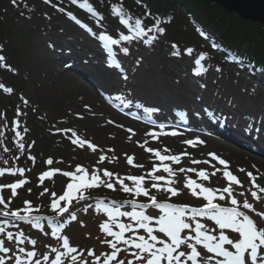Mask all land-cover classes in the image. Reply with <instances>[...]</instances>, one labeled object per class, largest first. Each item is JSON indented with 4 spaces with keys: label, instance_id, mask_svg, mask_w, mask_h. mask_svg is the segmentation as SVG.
Returning a JSON list of instances; mask_svg holds the SVG:
<instances>
[{
    "label": "snow or ice",
    "instance_id": "6c2138e0",
    "mask_svg": "<svg viewBox=\"0 0 264 264\" xmlns=\"http://www.w3.org/2000/svg\"><path fill=\"white\" fill-rule=\"evenodd\" d=\"M13 5L18 6V0H11ZM46 4H52V0H44ZM73 5H79L80 8L86 9L87 12L94 16H99V13L94 8L89 0H70ZM58 11L64 12L65 9L58 5H53ZM147 6L145 5V8ZM113 11L118 15L121 25L127 26V31L130 34L120 33L118 38H113L111 34L100 32L99 40L103 41V46L108 50L110 56H113L112 47L121 45L122 42L131 43L134 40H139L147 37L143 42L152 44L157 41L160 36L166 34L165 21L159 16H152L150 11H146L144 16H152L153 23L148 26L145 24L142 17L128 15L124 8L117 5ZM76 23H80L72 12L66 13ZM170 23L169 21H167ZM91 31V29H89ZM151 34V35H149ZM204 35V33H201ZM51 46V45H50ZM172 55L179 56L180 51L176 44H172ZM3 46L0 45V52ZM127 55L129 48L127 46L120 49ZM186 53L191 55L194 51L192 48H187ZM207 58L206 52H201L198 58L195 59L194 74L199 75L207 71L202 61ZM116 67H120L119 62H115ZM113 65V61L109 60V66ZM0 68H5L10 71H15L11 65L6 63V57L0 54ZM217 71H220L217 68ZM123 78L127 79L126 73ZM0 89L4 93L11 94L14 89L0 83ZM26 105L28 101L21 98ZM88 108V105H85ZM137 107H143L137 104ZM159 111L155 108L145 109L149 114V122L155 124L151 119V113ZM19 106L17 107V117L22 115ZM198 116L199 113H196ZM83 118L82 116L80 117ZM0 119H4V114L0 113ZM114 123V121H109ZM123 127V125H118ZM20 121L15 119L12 121V131L15 132V143L20 152L25 150L23 143L24 136L19 131ZM165 123L158 125L159 131L151 130L145 133L152 140H158L161 136L176 137L182 135L178 131H165ZM7 128V122L0 125V137H3L4 130ZM132 135H135L133 129H126ZM25 127L23 132H27ZM58 132L65 134L71 133L68 138L73 145L80 148L87 146L91 151L97 150V145L90 140L81 138L73 129H57ZM129 139L132 136L128 137ZM35 143L34 141L32 142ZM139 143V142H138ZM148 143L145 140L140 147H144L145 151L152 153L158 164H153V167L142 175H124L114 173L108 169H99L94 167L91 172L82 165H77L74 171H63L61 169H51L42 172L38 179L41 184L46 178H52L56 173H61L63 176L70 178L65 190L62 194L57 195L51 192L48 188H44L40 193L43 196L48 193L52 198L50 201V209L55 216H40L34 213L39 211V208H34L31 201H24V206L18 209H11L12 199L18 195L17 189L22 188L29 181L22 178L10 184L0 185V264H264V224H258L257 221L249 215V212L255 213L264 221V212L257 211L254 204L249 202L246 192L250 193L254 201L259 202L264 198V185L258 183L261 179V174L257 171L254 174L251 171H246L241 168L239 172H245L249 178L250 185L245 191L235 193V188H245L241 179L238 178L229 168V162L221 158L217 153L210 152L208 155L213 161H216L222 168L211 164L209 160H195L193 164H209L213 171L207 169L196 168H178L174 169L172 164H179L183 156H190L187 150L179 154H168L170 149H153L145 147ZM190 147L203 145L206 141L196 137L182 141ZM32 145H28L30 148ZM4 151H9L4 148ZM108 151H114L109 149ZM126 155L127 163L133 167L142 168L143 165L134 164L135 157ZM29 159L35 163V157L29 156ZM15 160L19 156L14 157ZM107 159L106 155L99 157L98 163H103ZM113 161L116 157L112 158ZM111 162V161H110ZM170 162V163H169ZM8 163L7 160L4 161ZM46 163L53 164V160L49 158ZM255 168V165H253ZM26 171L23 167L11 166L0 167V177L6 173L10 175L19 174L24 177ZM163 172L167 175H157ZM196 173L197 179L186 176L184 188L188 189L191 196L202 198L205 203L201 206H190L186 204H176L168 202L172 197L179 196L181 189L176 187L179 181L176 179L178 173ZM217 172H222L223 178L227 181L223 188H213L206 186L202 181H209L210 177H214ZM126 181L128 183H126ZM201 181V182H198ZM119 190L132 197L130 200L105 202V198H97L95 202V211L106 216V220L99 224V229L104 235V239L100 240L102 245H106V251L97 253L93 248L82 249L79 246L73 245L68 235L63 234L65 225L71 221H77L78 217L73 211L74 204H80L82 201L91 199L86 193L92 189L100 187L107 188L112 191ZM147 185V186H146ZM10 189L11 196L5 199L3 190ZM155 190L158 193H165L168 200L160 201L153 193ZM31 192V189H28ZM235 193V194H234ZM244 196L241 202L237 197ZM144 197L147 202H139V198ZM227 200V205L218 203L217 201ZM63 202V203H62ZM125 205H130L131 210H122ZM93 207L88 204L84 207L87 212ZM148 209L159 211L158 216H154L148 212ZM67 214V218H65ZM56 218H60L57 220ZM121 218H128L125 222ZM46 220L50 226V233L45 232V235L54 237L58 242V247H51L49 251L40 253L37 249V239L30 238L24 231L17 230L13 232L9 230L12 227L18 229L19 222H27L31 227L44 231L41 221ZM213 222L210 226L207 222ZM83 226V221L80 222ZM228 230L233 235L230 237L226 234ZM10 245V246H8ZM30 245L31 247H28ZM123 254V255H122ZM131 257V258H129Z\"/></svg>",
    "mask_w": 264,
    "mask_h": 264
},
{
    "label": "rangeland",
    "instance_id": "374dc122",
    "mask_svg": "<svg viewBox=\"0 0 264 264\" xmlns=\"http://www.w3.org/2000/svg\"><path fill=\"white\" fill-rule=\"evenodd\" d=\"M60 25V23L57 24V26L61 27ZM20 30H23V32H19ZM25 30L26 28L24 29L23 27H21V24L17 22L11 33L13 34L16 42L23 41L24 45L20 49V52L14 62H6L7 64L11 65L12 69L15 70L10 71L8 75L10 76L9 82L12 83L13 88L15 89L12 94L13 98L12 100H9V102L13 103V117L14 120L18 119L20 121L19 131H21V133L23 134V142H25L27 146L26 150L23 151L24 158L27 160H31L28 158L29 156L37 155L40 158V166L35 170L33 178L31 176L25 177L29 182L27 185L22 187L24 188L22 189V191L21 188L17 189L18 195L12 199V203L19 202L17 206L21 208L23 206V202L25 201L24 198L28 197V193L37 192L36 196L34 197V203L35 205H39L40 209L38 213L34 214L45 217L55 216V214L49 207L50 201L52 199L50 195L48 193H45L43 196L39 194L43 192L44 188H48L51 192L57 193V195L62 194L66 188L67 183L70 182V178L63 176L61 173H56L52 178H46L43 184H41L39 182V179L36 178L35 175L36 171H38L39 173V171H41L42 169L44 171H48V168L61 169L63 171H74L77 165H82L87 168L89 172H91L93 168L96 167L99 169H108L114 173H118L119 175L124 176L145 174L153 167V164H158L159 161L155 159L152 153L145 151L144 147H140V144H142L145 140L138 138L131 142H120L107 133L103 132L102 135L100 134L92 136L88 132L79 129V127H76V124L71 120H75V116H77V114H75L72 110L69 111L66 106L61 105L56 101V96L61 93L62 89H64V86H68V84L57 81L56 83H52L53 85L50 87V84L48 82H46V84H43L41 81H39L44 78V73L46 72L44 66L48 65V67H50L51 71L53 72L62 70V68L65 66L63 64L55 66L52 61L53 59H50V57H52V47H54L53 44L55 42L61 45L60 48L62 47L66 49L67 52L72 54L70 55L72 58H78L81 56L82 59L83 56L92 57V59L86 61H88L89 63H93L94 60V62L102 68L103 65L107 66L106 58L102 57V60H100V58L94 51V45L89 50L86 49L82 50V52H78L79 50H77V48H79V44L77 41H75L76 39L72 35H70L68 41H64L59 31L55 33L43 32L42 34H34L32 37H29L27 41L26 39L23 40L22 38H20L19 40L18 38L24 35ZM183 37L177 38V35H175V39L183 40V42H185L183 44L186 45L184 46L177 44V46L181 50L180 52L185 51L187 48H190L188 42L186 43V39H184ZM143 38L147 39V37ZM97 39L98 37H96L95 39L96 42ZM168 39L175 40L171 37H168ZM160 41L157 45H155V47H152V50L144 48L145 46L137 47V49L130 47L129 53L127 55H124L122 52H119L116 49L119 55L118 62L122 67L121 70H123V73H126L127 79L118 76L116 72L111 69L110 74H107V76L104 77V80L100 79L99 81H97V84L102 87V90L103 87H105L106 92L104 93H115L119 94L118 96L126 95L127 97L128 95L126 93H129L132 98L137 99V103L131 104L132 107L137 106V104H141L143 106H150V108L158 109L160 112L167 116L165 117L168 120L172 119L177 124H181L182 121L180 118L173 115V113L171 112V110L173 109L177 110V108H180V113L181 110L185 109L187 112L186 116H188V113L190 114V116L199 113L198 116L196 115L195 117H192L193 123L194 120L202 116V113H200V111H193L191 110V107L189 108L187 106V97L195 98V96L193 95L195 93L196 96L202 97V100L207 101L208 103H212L214 106L219 104L223 105L224 107H230L231 110H236V112L242 113L243 116L244 114H248L250 116L259 115V117H261L262 119V123L264 124V90H260L259 86L256 84H251L249 81V76H247V74H241V72L238 71L237 73H235V67L230 64V62H226L225 64H222L220 62L216 65H212L209 61V58L207 57L205 61H202V63L204 64L205 68H207L208 73L204 72L199 75L195 74L198 78H192L187 73L186 75L179 70V67H177V58L172 57L171 59V57L168 56L169 52H171L172 50V47H168L167 45H164L162 40ZM10 42L13 44L12 40ZM189 43L191 44V42ZM159 44L161 46L160 48L158 47ZM114 47L115 46H113V48ZM164 47H167V50H165ZM10 51H12V49ZM200 53L201 52L194 50L191 55L184 53V56V54H182L183 56H181L182 61L180 62V69L181 67H183L187 71L188 68H192L193 71V69L196 67L194 61L196 58H198ZM36 55L37 58H35ZM217 68H219L222 72L221 76H216L218 74ZM176 73H179V75H176ZM192 74H194V72ZM70 75L74 76V74ZM258 76L259 78H262L261 75ZM119 82H122V84L124 83V85L120 87L121 84H119ZM113 83H118V85L113 88ZM89 85L91 86V84ZM74 87L75 85L70 86V88ZM51 90L52 92H50ZM69 91L71 93L73 92L72 89H70ZM249 96L251 97L250 99ZM22 97L28 101V104L25 105L23 103L21 99ZM5 100L6 97L0 94V113H3L5 109ZM18 106L20 108V111L23 113L19 117H17L16 115ZM197 107L199 106L197 105L196 108ZM106 108L108 107L106 106ZM234 115H236V113L232 114L231 116ZM151 116L156 118V112L151 113ZM199 121L200 123L205 122L203 118ZM3 124V119H0V125ZM25 127L28 129L26 133L23 132V129ZM57 129L75 130L81 138L90 140L93 144L97 145V150L93 152L89 148H87V146H85L84 148H80L76 145H73L71 143V140L68 138L69 136H71V133L69 132L65 134L63 132H58ZM8 137H11L10 142L15 147L16 137H12V134L8 133L7 129H5L3 137H0V150L4 146H7L6 141ZM163 140L164 141H162V143L165 144L166 140ZM33 141L35 142L34 144L32 143ZM160 141L161 139L153 142L148 141L145 147H150L153 149H156L158 147L163 148L164 146ZM30 144L32 146L29 148L28 145ZM109 149H113L114 151L110 152L108 151ZM102 154L106 155L107 159L103 163H98L99 157ZM125 154L134 156V164L143 165V167L137 168L129 165L127 163ZM113 157H116L114 161L112 159ZM49 158L53 160L52 165H48L46 163ZM207 158H209V156H207ZM203 160L208 159L204 158L202 159V161ZM63 161H65V163L67 164L70 163V165H64ZM14 165L18 166V164ZM171 166L174 169H178L181 167L186 169H200L198 166H190L185 160H181L179 164H172ZM200 167H202L203 169L210 167L212 169V167L208 164H201ZM157 175L167 174L159 172L157 173ZM186 176L191 177L194 180L197 179L196 173L194 172L186 174L178 173L176 179L179 181V183L176 185V187L181 189V194L179 196L172 197L168 202L176 204H186L190 206H201L203 203H205V201L202 198L191 196L189 190L184 188L183 185ZM18 179L19 178L16 175H10L6 173L3 177H0V185L10 184L12 182L18 181ZM34 179L37 180L38 183L36 182L34 184ZM202 182L206 186L213 188H223L227 184V181L222 176V172H217L214 177H210V182ZM126 183L128 182L126 181ZM248 186L249 185H245V188H239L237 186L233 187L235 188V193H238L241 191H245ZM28 189L34 191L29 192ZM100 189L102 191L108 190L109 194L112 195L115 199H120L119 201L132 199L130 195L125 194L119 190V185H117L116 191H112L104 187H100ZM2 194L5 195V199L7 200V198L11 196V190L4 189ZM86 194L91 199H89L88 201H82L78 205L74 204L72 210L75 211L78 219L77 221H71V223L78 228V230L80 231L79 234H81L83 237H88L91 239L93 238L94 247L97 246V248L94 250L99 253L101 252V250H108L106 245H102L100 243V240L104 239V235L103 233H101L98 227L101 222L106 220V216L95 211L94 205L96 202V198L93 197V189ZM152 194H155L160 201L168 200V196L165 193H158L153 190ZM246 196L249 199V202L254 204V207L257 211L264 212V198H262L259 202H256L253 200L250 193L246 192ZM237 198L242 202L245 197L238 196ZM105 202H110V200H106ZM139 202H147V199L144 197H140ZM217 202L223 205H227V200ZM88 204H92L93 207L89 208L88 211L85 212L83 209ZM2 207L3 206L0 205V208ZM130 207V205H125L122 210H131ZM158 215L159 211L155 210L154 216ZM249 215H251L258 224H264V221H262L260 217L256 216L255 213L249 212ZM65 218H67V214H65ZM121 219L125 222H130L128 221V218ZM81 221H83V226L80 223ZM41 223L47 224V221L44 220L41 221ZM207 223L210 226L213 224V222ZM85 226L93 228L92 237L89 235V229H85ZM65 228L66 231L68 227ZM15 229V231H24L25 234L30 238L37 239V249L40 253L49 251V248H46L45 245L58 247V242L54 237L45 235V232L47 231H43V233H41L40 229L31 227L27 222H20V224H18V229L16 227ZM225 231L226 234L230 235V237L233 235H237L230 233L228 230ZM28 247L31 246L28 245Z\"/></svg>",
    "mask_w": 264,
    "mask_h": 264
},
{
    "label": "bare ground",
    "instance_id": "6f19581e",
    "mask_svg": "<svg viewBox=\"0 0 264 264\" xmlns=\"http://www.w3.org/2000/svg\"><path fill=\"white\" fill-rule=\"evenodd\" d=\"M54 54H56L55 56H52L54 65L58 66L63 64L65 66L61 71L55 70L56 72L51 71V68L48 67V65L44 66L46 72L44 73V78L39 81H41L43 84L48 82L50 87L53 85L52 83H56L57 81L68 84V86H64V89H62L61 93H57L58 95L56 96V101L59 102V104L66 106L69 111L72 110L75 114H77V116H75V120H71L76 124V127L88 132L92 136L100 134L102 135L103 132L107 133L120 142H131L138 138L150 142L157 141L152 140L150 137L145 135V133L151 130L141 126L139 124L140 122L130 121L126 118L124 119L119 115H115V113L106 108V104L101 100V95L98 92V84H96L97 81L107 76L106 70H104L101 66H98L97 63H89L88 61L91 58L87 56H83V59L82 56L78 58H72L70 56L72 54L66 51L63 55L58 51H55ZM239 55H244V53ZM35 58H37V55ZM67 63H71L73 66L67 65ZM240 64L244 65V62H240ZM206 73H208V70ZM221 73V71H218L216 76H221ZM70 74H74V76H71ZM193 77L198 78L195 74H193ZM88 83L91 84V86ZM73 85H75V87L70 88V86ZM70 89L73 90L72 93L69 91ZM50 92H52V90ZM193 95L195 98L187 97L189 98V103L187 106L189 108L191 107V110L194 111L197 103H200L201 98L197 100L195 93ZM85 105H88L89 107L86 108ZM233 112L234 113L232 114L239 113L236 112V110ZM81 116L83 117L82 119L80 118ZM230 117L232 119L233 117L237 119H235L234 126L230 124L224 125L225 135L222 137L224 141L222 143L215 141L212 138H204L205 136H203L202 133L204 131L207 133V131L211 130L208 125L195 126V128L191 130L193 132L192 136L182 132V135H178L176 137L161 136L158 140L161 139L160 142L164 146L163 148L167 147L170 149V153L168 154H179L187 150V152H189L191 155L183 156L181 160H185L190 166H198L200 169H203L200 167V165L204 163L193 164L191 161L193 159L202 161V159L205 158L211 161V164L216 165V167L222 168L223 166L219 165L216 161H213L208 155L210 152H215L221 156V158L229 162L230 170L235 175H237L245 185H250L249 178L245 172H239L238 169L243 168L246 171L253 172L254 174H256L258 171L261 174V179L258 180V183L264 185V151L257 150L252 144L253 141L247 136H244L241 128L251 126L254 132L258 131L256 140L262 145H264V129L258 126L256 123L254 124V122H252L253 119L248 114H244V116L240 114ZM109 121H114V123H109ZM250 123L252 124L250 125ZM118 125H123V127H119ZM128 128L133 129L135 135H132L130 132H128L126 130ZM155 130L159 131V129ZM208 133L212 134L213 136L216 134L213 131H209ZM129 136H132V138L129 139ZM196 137L206 141V143L203 145H198L195 148L182 143L184 140L194 139ZM163 139L166 140L165 144L162 143V141H164ZM163 148L158 147L156 149ZM207 156H209V158H207ZM253 165H255V168ZM206 169L209 172L213 171V168L211 169L210 167H207Z\"/></svg>",
    "mask_w": 264,
    "mask_h": 264
},
{
    "label": "trees",
    "instance_id": "16d2710c",
    "mask_svg": "<svg viewBox=\"0 0 264 264\" xmlns=\"http://www.w3.org/2000/svg\"><path fill=\"white\" fill-rule=\"evenodd\" d=\"M119 1L89 0L95 9L101 11L107 23L114 20L111 7ZM121 2L129 6L136 16L144 18V21L150 24L152 19L144 16L146 11H150L152 16L162 17L166 22L170 19L169 37L173 36L172 33L175 34L177 27L186 30L189 23L206 27L216 35L223 51L228 50L239 58H246L264 67V27L243 22L236 16L227 15L218 7L202 0H121ZM53 5H58L65 11L60 12ZM25 8L32 11L28 18H25L23 13ZM67 12H72L78 18L80 15V19L83 17L77 8L69 3V0H52V4H46L44 0H20L18 6L13 5L11 0H0V45L3 46L0 54L6 56L8 61L14 62L23 47L24 42H16L11 34L17 22L21 24V27L26 28L24 35L18 39L27 41L34 34L52 28L51 23L63 20V15ZM181 29L177 34L178 37L188 35ZM11 40L15 46L10 42ZM241 53L244 55H239ZM4 79L0 76V83L10 84L9 78ZM4 115L7 125L11 126L13 121L11 110H7Z\"/></svg>",
    "mask_w": 264,
    "mask_h": 264
},
{
    "label": "water",
    "instance_id": "95a60500",
    "mask_svg": "<svg viewBox=\"0 0 264 264\" xmlns=\"http://www.w3.org/2000/svg\"><path fill=\"white\" fill-rule=\"evenodd\" d=\"M244 22L264 27V0H205Z\"/></svg>",
    "mask_w": 264,
    "mask_h": 264
}]
</instances>
